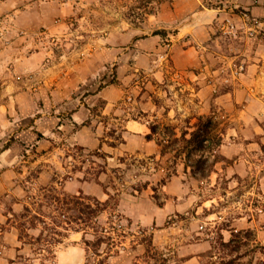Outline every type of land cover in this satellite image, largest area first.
Wrapping results in <instances>:
<instances>
[{"label":"crops","instance_id":"crops-1","mask_svg":"<svg viewBox=\"0 0 264 264\" xmlns=\"http://www.w3.org/2000/svg\"><path fill=\"white\" fill-rule=\"evenodd\" d=\"M236 2L235 6L242 5L243 11H235L226 5L219 7L202 5L200 0H176L177 5L172 12L163 8V14L170 13L171 18L166 19L162 25L164 28L175 29L173 62L176 75L181 79L178 81L181 86L176 89L190 90L188 94L191 97L186 98L197 106L196 113L182 119L180 118L182 112L178 111V108L165 107L163 118L158 119L157 104L142 95L138 104L144 116H127L124 119L123 150L159 159V167L168 169L169 175L174 174L172 179L164 183L165 189L171 186V182L176 178L185 176L190 179L187 184L193 182L200 186V183L207 181L209 190L212 191L203 202H200L203 199L196 202L199 210L204 206H210L209 208L212 206L213 209H210L208 214L192 215L179 221V226L174 231L178 236V246L175 247L178 260L175 264H254L259 256V246L264 244V229L260 224L262 216L246 212L234 214L223 213L220 210L217 212L215 208L218 197L214 193L222 176L231 180V186H235L232 183L236 177L244 179L251 175L255 178L247 185H241L245 198L240 201L257 202L256 195L249 196V193L256 194L257 191L260 197L264 196L259 192L261 189L264 191V0ZM4 13L15 17V21L10 18L11 24H8V29L11 30L37 29L41 24L38 19L40 11L37 0L28 2L4 0L0 2V14ZM1 19L0 31H3L6 24H1L6 19ZM233 21L236 23L235 27L239 28L238 37L230 36L231 43L224 45L220 40L222 34H218V30L224 29V33L229 31V23ZM2 39L0 194L15 195L17 198L12 206L17 209L23 201L28 203L22 200L23 193H27L26 186L22 184L24 176L31 174L32 168L40 160L45 158L54 162L58 156L56 147L46 150L42 156H37V153L25 154L29 153V145L33 146L34 140L37 143L41 142L36 136L35 127L38 130L45 126L43 129H49V132L54 134L51 125L56 122L59 129L68 131L70 145L80 144L85 148H99L103 136L101 128L103 122H97L93 118L90 105L94 103L95 98L103 97L106 100L103 109L105 111L109 109L114 114L111 118L113 124V120L119 121L117 112L120 105L117 103L118 98L123 97V93H119L118 89H112L113 86L109 83L102 88L97 86V77L101 73L104 59L96 48L93 55L85 56L75 63L70 62V57L66 55L55 56L42 49L26 51L22 38L9 44L2 43ZM150 40L155 46L160 42L161 36L156 33ZM119 44L120 42L116 40L115 45L112 44L110 47L112 59L119 58ZM120 58H123V55ZM156 78L160 81L164 79L162 74H157ZM92 87H95V90ZM90 90L92 92H89ZM85 92L90 94L84 96L83 100L69 98L71 94H82L80 96L82 97ZM39 98H42L43 105H40ZM213 105H216L217 110L226 118L219 120L220 127H224L225 130L223 143L216 151L221 158L215 163L207 178H198L191 174L190 166L185 168L184 154L174 161L175 151L162 154L161 146L156 139L147 138V135L151 132L150 123L155 122L160 125L164 123L175 125L177 131L180 129L193 131L196 128L197 116L209 115L207 113L212 111ZM238 106L242 108L238 109ZM211 114H216L215 110ZM151 115L156 119L151 121ZM179 120L185 121L187 126L184 129L180 128ZM76 124L79 125L78 128L71 129L72 125ZM189 135L188 133L187 137ZM42 145L47 146L44 143ZM201 154L205 155L206 152L194 151L190 161H195ZM67 157L72 159L73 155L68 154ZM48 174V168H44L36 178L31 179V182L29 180L26 182L31 185H38L40 182L45 186L55 183L52 177H46ZM69 178L64 182L68 194L90 193V182L80 177ZM183 184L185 185V182ZM98 189L95 187L93 191L99 193ZM96 197L102 200V197ZM194 202L195 197L192 194L191 198L180 200L175 208L183 211ZM119 206L121 202L118 200L117 208ZM168 208L169 204L164 208L159 207L157 220L161 221L166 217ZM129 221L132 222L131 219ZM204 221L208 224L207 227L202 225ZM16 222L18 223L17 218ZM29 233L30 241L26 240V237H21L20 229L16 225L0 231V264H45L42 255L48 252H39V249H36L40 243L35 240L39 235V229H31ZM235 233H239V237L242 238L236 248L232 244ZM219 237L222 242H219ZM63 238L65 240L58 243L57 249H54L55 245L53 246L55 256L52 263L86 264V246L88 248L89 246L83 240V232L70 231ZM140 245L141 242H138L133 251L112 250L105 264H122L123 260L128 264L126 258L134 257L135 250Z\"/></svg>","mask_w":264,"mask_h":264},{"label":"rangeland","instance_id":"rangeland-1","mask_svg":"<svg viewBox=\"0 0 264 264\" xmlns=\"http://www.w3.org/2000/svg\"><path fill=\"white\" fill-rule=\"evenodd\" d=\"M2 1L4 0H0ZM37 3L40 11L38 19L41 22L37 29H8L11 19L15 21L14 15L0 14V18L6 19L1 24H6L4 30L0 31V40L4 37L2 43L9 44L22 38L26 51L33 52L42 49L55 56L66 55L70 57V62L75 63L84 59L85 56L93 55L96 48L102 53L104 59L101 73L97 77V86L102 88L107 83L112 84L111 88L118 89L119 93H123V97L118 98L119 103H117L120 105L117 112L119 121L114 122L113 120V124H111V118L114 114L109 109L107 111L103 109L106 102L103 97L95 98L94 103L90 105L93 118L97 122H103L104 126L101 127L103 136L99 148H85L80 144L70 145L68 131H64L63 128L59 129L56 122L51 125L54 134L50 133L49 129H43L45 126H41L42 128L38 130L35 127L36 131H34L41 142L37 143L34 140V145H29V153L25 152V154L37 153V156H42L46 150L56 147L58 156L54 162L45 160V158L40 160L32 168L31 174L24 176L22 184L26 186L27 193H23L22 200L28 203L23 201L21 206L14 209L12 204L17 197L13 194L9 196L5 193L0 194V219H2L0 220V231L10 229L12 225L18 226L14 214L22 211L26 204L35 208L40 204H55L56 195L63 197V193H69L64 182L72 176L80 177L91 183L88 195L102 197L103 201L109 198V194L116 195L119 203L121 202V206L115 211L116 215H112L114 210L108 207L98 219L102 226L114 231L113 235L116 237L118 246H112V250L133 251V247L141 242L140 248L135 250L136 255L134 254L135 256L131 259L126 258L128 264H161L162 262L175 264L178 260L175 254L178 236L174 231L182 218L197 214L206 215L210 209H213L212 206L211 208L204 206L199 210L196 206L198 199H203L200 201L203 202L212 194L209 190L210 186L205 181L206 179L203 184L200 183V186L193 182L187 184V181H190L189 177L182 176L176 178L171 182V186L165 189L164 183L172 179L174 174L169 175L168 169L160 168V160L151 155L143 156L125 152L122 135L124 119L127 116H144L139 105L142 95L157 104L158 119L163 118L165 107L178 108V111L182 112L180 116L182 119L196 113L197 106L186 98L191 97L188 94L190 90L176 89L181 86L178 82L181 79L179 75H176L173 62L175 29L174 27L164 28L162 25L166 19L171 18L170 13L163 14V8L165 7L168 12L174 11L177 5L176 0H37ZM200 3L210 7L226 5L235 11H243L239 3L235 6L236 0H200ZM230 24L235 25L236 23L233 21ZM220 29L218 34H222L220 40L224 45L231 43L230 36L238 37L239 28L237 27L235 33L229 31L224 33V29ZM156 31H162L159 33L161 40L153 46V41L150 39ZM116 40L120 44L118 46L119 58L115 60L110 56V47L112 44L115 45ZM122 55L123 58H120ZM157 74H162L164 79L158 80ZM92 88L95 90V87ZM89 92H85L82 97H80L82 94H71L69 98L76 101L83 100L84 96L90 94ZM39 102L40 105L44 104L42 98H39ZM212 107L211 110H215L217 119L221 121L226 119L221 111L217 110L216 105ZM239 108L242 106H238ZM212 111L207 114H211ZM151 117V121L156 119L153 115ZM178 122L182 129L187 126L183 120ZM78 126V124L72 125L71 129L76 130ZM43 143L47 146H43ZM68 154L73 155V158L69 159ZM44 168L49 170L46 177H52L55 183L47 186L40 182L38 185H31L29 183L31 179L36 178ZM180 179L185 182V185ZM252 179L255 178L251 175L244 179L236 177L232 183L235 186H231V180L222 176L217 191L215 193L213 191L218 197L215 208L217 212L220 210V212L230 214L241 212L258 214L262 216L260 224L264 229V196L260 197L257 191L256 194L249 193L252 197L256 195L257 202L240 201L245 198L241 185H247ZM27 180L29 182H26ZM95 187L99 188V193L93 191ZM259 192L264 195L262 189ZM192 194L195 197L194 204L190 203L183 211L175 208L180 200L191 198ZM167 204L170 208H168L166 217L161 221L157 220L159 207L164 208ZM130 219L132 222L129 221ZM58 220H60V225H66L64 221H61L62 217ZM202 225L207 227L208 224L204 221ZM59 229L62 230V227L60 226ZM235 234L232 244L236 248L242 238L239 237V233ZM64 236L56 235L57 239L61 240ZM200 237L204 236L200 235ZM88 238L92 237L88 236ZM26 240L30 241L31 237L28 235ZM219 242H222L220 237ZM42 243L44 242L38 243L36 249ZM54 244V249H57L58 243ZM108 246V243L103 242L98 248V254L86 246V264H105L106 252L110 250ZM258 253L259 256L254 264H263L264 244L259 246ZM42 257L45 259L43 260L45 264H56V262L52 263L54 259L51 254H45ZM122 264L126 262L123 260Z\"/></svg>","mask_w":264,"mask_h":264},{"label":"trees","instance_id":"trees-1","mask_svg":"<svg viewBox=\"0 0 264 264\" xmlns=\"http://www.w3.org/2000/svg\"><path fill=\"white\" fill-rule=\"evenodd\" d=\"M162 31H156L160 33ZM196 128L193 131L184 129L177 131L176 126L172 124L150 123L151 132L147 138H155L161 146L162 154L168 151H175L174 161L182 155H185V168L191 167V174L198 178H207L214 169L215 163L221 158L216 153L218 147L224 140V127H220L219 119L215 114L197 116ZM190 134L187 137V134ZM194 151L206 152L199 155L195 161L190 158ZM214 156L212 159L211 157ZM55 204H40L37 208L29 204L24 205L22 211L14 214L18 219V227L21 237L30 235L29 230L39 229V235L35 238L37 242L43 241L38 247L39 252H48L55 256L53 251L54 243H59L56 235L66 236L70 231H82L84 242L98 254V248L103 243H108L109 251L107 257L112 251V246H117L116 237L113 236V229L102 226L98 219L101 213L108 207L114 210L112 215H116L118 207V198L116 195H110L105 201L96 196L80 192L79 194L63 193V197L56 195ZM111 215V216H112ZM120 216L119 213H117ZM61 221L65 222L60 225ZM52 221H48V220ZM62 227V230L59 227ZM88 236L92 238L89 239Z\"/></svg>","mask_w":264,"mask_h":264},{"label":"built area","instance_id":"built-area-1","mask_svg":"<svg viewBox=\"0 0 264 264\" xmlns=\"http://www.w3.org/2000/svg\"><path fill=\"white\" fill-rule=\"evenodd\" d=\"M236 30H237V29H236L235 25L229 23V32H233V33H235ZM263 264H264V263H263Z\"/></svg>","mask_w":264,"mask_h":264}]
</instances>
